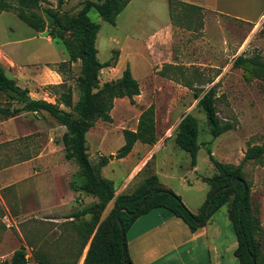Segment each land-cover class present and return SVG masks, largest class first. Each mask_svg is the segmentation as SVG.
<instances>
[{
  "label": "rangeland",
  "instance_id": "374dc122",
  "mask_svg": "<svg viewBox=\"0 0 264 264\" xmlns=\"http://www.w3.org/2000/svg\"><path fill=\"white\" fill-rule=\"evenodd\" d=\"M64 1L61 14L71 17L86 0ZM12 2L17 4L14 0ZM252 3L253 7L247 10L249 17L245 19L258 18L264 7V0H252ZM48 7L57 10L58 0L43 1L38 12L47 17L44 9ZM184 13L177 8L172 17L168 0H131L117 17L115 25L105 21L96 9L89 12L90 18L100 24L96 40L99 59L105 62L117 58L115 66L102 69L100 87L107 81L120 79L129 65L139 81L140 94L135 97V104L128 97L116 98L111 111L113 121L96 120L87 133V145L90 159L97 167L102 156L117 154L125 144L123 130L136 129L141 111L154 103L159 133L157 143L161 147L154 150L155 145L138 142L128 156L113 158L102 168L101 174L115 182L116 197L122 193H134L146 178L156 173L163 189L176 193L192 213L198 214L212 190L202 177H212L217 172L208 149L211 148L219 161L238 165L250 145L264 144V81L256 78L247 82L244 71L232 64L234 56L241 53L259 55L264 60V18L260 22H246L226 15L213 19L206 17L203 11ZM168 23L173 24L174 31L168 50L161 48L157 41L150 45L147 38ZM206 23L208 28L204 31ZM66 36L73 38L71 33H66ZM164 52H167V57L161 59ZM11 54L20 63L16 68L7 60ZM172 54L176 61L188 60L195 64H165ZM68 59L69 54L62 41L46 33H38L13 11L0 12V62L8 76L29 89L31 97L56 103L57 94L45 87L57 84L55 75L58 73L62 77L60 83L65 80L66 85L73 89V100H78L76 79L80 74V62L73 63L71 69L69 65L60 66ZM214 85L218 115L232 124L231 130L218 137L213 136L207 114L194 94L203 95ZM8 99L0 91L2 106L22 105L8 103ZM188 113L198 119L200 149L196 167L192 166L190 153L175 141L178 124ZM3 121L5 124L0 126V170L33 160L21 171L9 172L6 169L0 177V241L4 242L0 264L10 260L13 252L22 246L25 247L28 264H37L34 254L38 250L47 252L54 260L66 256L68 251L76 254L81 243L77 225L84 219H90L91 214L81 219H71L69 215L91 207L98 200L76 190L84 182L78 166L65 158L64 148L50 144L51 140L56 144L62 143L65 127L46 112H24L20 117L9 119L0 113V124ZM53 160L56 165L66 163L71 174L69 179L58 178V190L51 188L53 183L46 179V165ZM244 171L251 184V210L260 218L262 226L257 239L264 252V165L250 160ZM36 172L43 175L39 182L42 193H76L75 197H65L59 204L54 203L52 207L58 212L44 209L35 195L30 197L28 194L39 193L37 183L31 177ZM19 193L24 194L20 197ZM114 202L115 199L102 212L101 221L107 218ZM161 209L173 214L167 208ZM212 220L228 225L234 232L227 204L210 216L208 221ZM47 234L49 238H46ZM186 249L187 246L183 248ZM85 252L86 249L80 260Z\"/></svg>",
  "mask_w": 264,
  "mask_h": 264
},
{
  "label": "trees",
  "instance_id": "16d2710c",
  "mask_svg": "<svg viewBox=\"0 0 264 264\" xmlns=\"http://www.w3.org/2000/svg\"><path fill=\"white\" fill-rule=\"evenodd\" d=\"M14 1L17 4L12 0H0V12L13 11L35 31L46 33L53 39L62 41L69 59L63 61L60 66L69 65L71 69L73 63L80 62V74L76 79L79 98L76 102L73 100V89L67 86L64 80L63 83L45 87L47 91L57 94L56 103L45 99L30 100L29 89L21 87L16 79L8 76L0 62V91L9 97L8 103H22L21 106H2L0 101V113L8 119L24 112H46L63 125L65 132L62 143L65 158L75 162L84 179L76 190L84 191L98 200L91 207L69 215L70 218L81 219L91 214L90 219H84L77 225L81 240L78 252L75 254L68 251L66 256L54 260L47 252L38 250L34 254L37 264H78L89 243L83 264H134L128 254L126 232L141 215L156 208H167L174 215L182 218L192 231H196L206 225L210 216L225 204L228 205L229 217L238 242L234 253L240 263L264 264V252L257 239L262 226L260 218L251 210V184L247 181L244 171L245 164L250 160H256L264 165V144L250 145L238 165L219 161L213 155L211 148L208 149L217 172L212 177H202L203 181L211 185L212 190L198 214L192 213L176 193L163 189L156 173L146 178L134 193H122L116 197L115 182L101 174L102 168L113 158L128 156L136 143L155 145L159 141L154 103L141 111L136 129L123 130L125 144L116 155L102 156L97 167L90 159L87 133L98 119L106 122L113 121L111 111L116 98L128 97L130 102L135 104V97L140 94V84L128 65L120 79L107 81L100 87L102 69L115 66L117 58L105 62L99 59L96 40L100 24L90 18L89 12L96 9L105 21L115 25L117 17L131 0H86L78 12L71 17H64L61 14L64 0H58L57 10L51 7L44 9L47 17L38 12L45 0ZM168 2L172 17L175 16L177 8L184 10L185 15H188L189 11L197 13L202 10L201 7L189 5L180 0H168ZM66 33H71L73 38H68ZM233 67L244 71L243 76L247 82L256 78L264 81V60L259 55L241 53L234 59ZM215 86L209 88L203 95L197 92L194 94L196 99H199V106L207 114L213 136L218 137L231 130L232 124L223 121L218 115ZM60 88H63L61 92H59ZM61 105L76 114L62 108ZM198 138V119L195 115L188 113L178 124L175 141L178 146L190 153L193 167L197 165L200 149ZM236 180L238 182L232 185ZM113 199L115 202L112 210L107 218L101 221L102 212ZM121 209L123 210L119 214V222L117 216ZM121 224L124 227V234H122ZM123 246H125L124 258ZM3 264H28L25 247L16 249L11 259Z\"/></svg>",
  "mask_w": 264,
  "mask_h": 264
},
{
  "label": "crops",
  "instance_id": "0c3cea01",
  "mask_svg": "<svg viewBox=\"0 0 264 264\" xmlns=\"http://www.w3.org/2000/svg\"><path fill=\"white\" fill-rule=\"evenodd\" d=\"M201 7L208 16L213 19L215 17L226 15L227 17L246 21V22H260L264 18V7L260 11L259 17L256 19H245L249 17L247 10L253 7L252 0H180ZM5 12V11H3ZM242 17V18H241ZM244 18V19H243ZM173 24L168 23L160 31L154 32L147 38V42L152 45L156 41L161 48L168 50L173 42ZM208 28L205 24L204 31ZM45 34L43 32H38ZM52 40L51 38H47ZM6 53V52H5ZM10 55V54H7ZM8 56V62L12 63L15 68L20 65L14 55ZM232 59V64L234 59ZM167 57V52H164L161 59ZM10 63L8 66H10ZM165 64H173L179 66L180 64H186L190 66L195 64L194 61H176L173 54L169 56L168 62ZM205 66H209L208 63H203ZM55 82L59 84L62 82L60 74L55 75ZM26 88V87H24ZM31 97V96H30ZM35 98V97H31ZM40 99V98H35ZM32 113V112H28ZM27 114V113H25ZM22 114L16 117H20ZM12 118V117H10ZM9 119V118H8ZM5 121L0 124L3 126ZM11 140V139H9ZM50 144L64 148L62 143L56 144L53 140ZM161 147L160 143L155 144L154 150ZM33 159H28L16 164L14 167L5 168L0 170V177L3 175L6 169L15 171L16 169L21 171L26 164H30ZM46 179L50 183H53L51 188L58 190L59 177H66L69 179L71 174L68 172L66 163L55 164V161H50L46 165ZM39 172L31 175L34 179V183H37L36 189L39 193H28L30 197L35 195L41 202L44 209H49L50 212L56 211L52 205L54 203L59 204L60 200H64L66 197L74 198L76 193H42L39 182L42 180L43 175H38ZM5 180V179H4ZM58 180V182H56ZM31 187V185H30ZM20 197L22 194L19 193ZM49 194V196H48ZM80 194V193H79ZM79 196V195H78ZM60 198V199H59ZM37 205V204H36ZM38 206V205H37ZM35 206V207H37ZM34 207V208H35ZM40 206H38L39 208ZM50 207V208H48ZM36 208V209H38ZM71 219H73L71 217ZM185 235V236H184ZM49 234H47L46 238ZM127 250L130 258L134 264H241L238 257L235 255L238 242L235 231L233 232L228 225H221L215 221H208L206 225L202 226L196 231H192L189 226L184 225L181 219L173 214L168 213L165 209L156 208L139 217L135 223L127 230ZM196 242V244H192ZM192 244V245H191ZM90 243L87 245L86 252L82 260H79L78 264H83L85 256L87 254ZM191 245V246H189ZM187 246L186 250H183ZM4 242L0 241V253L3 251ZM199 252V253H193Z\"/></svg>",
  "mask_w": 264,
  "mask_h": 264
},
{
  "label": "water",
  "instance_id": "95a60500",
  "mask_svg": "<svg viewBox=\"0 0 264 264\" xmlns=\"http://www.w3.org/2000/svg\"><path fill=\"white\" fill-rule=\"evenodd\" d=\"M30 100H31V98H30ZM237 182H238V180L234 181L232 185H235ZM225 188H227V187H225ZM210 204H211V203H210ZM210 204H209V206H210ZM241 205H242V202H241ZM122 210H123V209H121V210L119 211L118 216H117L119 222H120L119 214H120V212H121ZM240 212H241V207H240ZM121 228H122V234H124V227H123L122 224H121ZM124 252H125V246H123V258H124Z\"/></svg>",
  "mask_w": 264,
  "mask_h": 264
}]
</instances>
